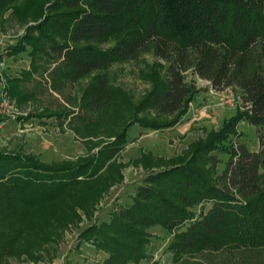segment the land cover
<instances>
[{"label": "trees", "instance_id": "1", "mask_svg": "<svg viewBox=\"0 0 264 264\" xmlns=\"http://www.w3.org/2000/svg\"><path fill=\"white\" fill-rule=\"evenodd\" d=\"M9 10L18 24L39 22L10 47L8 56L27 53L30 65L7 80V95L23 99L20 85L52 65L51 73L62 72L70 84L94 76L77 113L63 108L19 118H68L71 131L87 139L86 156L44 164L0 152V264L43 260L66 229L91 219L103 196L122 181L126 164L117 159L129 143V128L164 131L187 114L197 93L187 72L216 91H238L246 109L190 144L186 160L149 153L133 160L145 176L130 202L82 230L78 240L103 253L102 264L151 259L148 231L154 227L172 236L168 251L174 259L264 249V0H0V20ZM146 54L162 62L164 74L145 75L152 88L135 104L111 86L107 71ZM242 122L257 131V151L239 141ZM218 154L228 157L221 171Z\"/></svg>", "mask_w": 264, "mask_h": 264}, {"label": "rangeland", "instance_id": "2", "mask_svg": "<svg viewBox=\"0 0 264 264\" xmlns=\"http://www.w3.org/2000/svg\"><path fill=\"white\" fill-rule=\"evenodd\" d=\"M38 22L28 20L18 24L10 10L0 20V103L5 100L3 106L0 105V152L33 156L44 164L75 162L87 155V139L71 131L68 118L63 122L56 116L34 117L28 121L19 118L30 114L56 113L63 108L77 113L81 94L94 74L70 84L65 81L62 72L57 75L51 73L55 67L52 65L48 72L32 74L28 82L20 85L23 99L12 98L6 93L7 80L22 76L30 65L27 53L8 56L10 47L16 45L27 34L29 27ZM159 64L162 65V62L152 54L114 64L107 71L109 83L128 93L137 104L152 88L145 75L156 71L158 76H163L164 70ZM186 81L197 93L179 124L164 131L143 130L136 125L129 128V143L117 159V163L126 164L121 172L122 181L103 196L91 219L82 217L77 227L66 229L63 239L57 245L49 246L50 255L45 259L32 262L24 258H12L8 264H102L105 255L88 243H80L78 236L88 226L107 221L113 208L130 202L135 188L145 176V171L131 162L142 153L166 160L176 157L186 160V150L190 144L205 139L211 131H217L225 120L234 116L238 108L246 109L247 105L243 103L240 93L234 89L216 91L209 82L191 72L186 73ZM140 117L151 118L153 114H140ZM237 130L243 135L239 141L250 151H257L259 140L255 128L242 122ZM217 157L221 160L218 166V171H221L228 157L220 154ZM148 233L150 244L147 251L151 259L139 264H264V249L261 248L199 252L174 259L168 251L172 236L159 227L150 229Z\"/></svg>", "mask_w": 264, "mask_h": 264}, {"label": "built area", "instance_id": "3", "mask_svg": "<svg viewBox=\"0 0 264 264\" xmlns=\"http://www.w3.org/2000/svg\"><path fill=\"white\" fill-rule=\"evenodd\" d=\"M4 103H5V100H3V101L0 103V105L3 106Z\"/></svg>", "mask_w": 264, "mask_h": 264}]
</instances>
